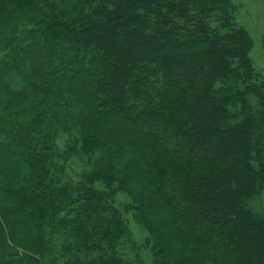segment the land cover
Returning a JSON list of instances; mask_svg holds the SVG:
<instances>
[{"label":"trees","instance_id":"trees-1","mask_svg":"<svg viewBox=\"0 0 264 264\" xmlns=\"http://www.w3.org/2000/svg\"><path fill=\"white\" fill-rule=\"evenodd\" d=\"M233 10L0 0V264H128L116 183L154 264H264V80ZM76 152L99 158L60 179Z\"/></svg>","mask_w":264,"mask_h":264},{"label":"rangeland","instance_id":"rangeland-1","mask_svg":"<svg viewBox=\"0 0 264 264\" xmlns=\"http://www.w3.org/2000/svg\"><path fill=\"white\" fill-rule=\"evenodd\" d=\"M230 1L234 8L236 25L242 28L250 39L249 57L253 67L264 80V0ZM71 141L72 139L63 133L56 137V143L61 150H64ZM98 158L97 154L84 155L80 152L70 154L66 160L60 156L58 164L61 169L59 167L58 176L60 179L62 177L64 180L77 183L83 174L92 170ZM117 185V183L113 185L114 191L110 201L126 227V235L118 247V253L128 264H154L152 236L132 210L133 202L129 191L119 190ZM94 187L105 193L109 192L100 182L95 183ZM249 206L254 214L264 218V189L249 201Z\"/></svg>","mask_w":264,"mask_h":264}]
</instances>
